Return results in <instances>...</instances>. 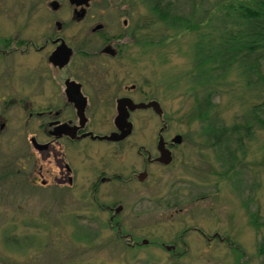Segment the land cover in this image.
I'll return each instance as SVG.
<instances>
[{
	"label": "rangeland",
	"instance_id": "rangeland-1",
	"mask_svg": "<svg viewBox=\"0 0 264 264\" xmlns=\"http://www.w3.org/2000/svg\"><path fill=\"white\" fill-rule=\"evenodd\" d=\"M6 1L7 10L0 12V20L11 36L9 46L2 43L9 47L8 52L12 43L19 47L24 38L36 39L37 31L53 29L50 25L55 17L47 4L52 0H42L38 11L25 6L31 0ZM218 1L162 0L161 5L169 3L168 12L177 18L202 13L206 19L203 29L217 33L221 26ZM102 2H98L101 7ZM101 7L93 12L99 13ZM104 9L109 10V32H133L136 42L118 59L93 55L81 59L78 55L73 64H97L101 76L127 79L129 85L137 84L157 97L167 109L170 134L184 137L178 159L171 168L153 167L147 183L103 185L98 204L90 193L99 174L97 168L110 163L113 168H108V174L115 170L124 176L141 169L138 146L158 143L161 118L138 113L136 133L118 157L112 156L111 148H95L91 156H83L84 151L79 155L70 147L42 155L30 143L39 133V123L34 120L27 126L21 98L26 96L28 83L35 107L42 103L33 86L37 83L36 65L48 64L42 58L47 55L0 52V109L5 107L3 99L15 101L13 109L4 114L10 128L0 139V264H264V128L255 123L248 135L244 131L239 151L236 143H228V150L226 142L218 146L208 141L196 117L197 99L205 104L207 95L201 88L191 90L196 86L197 33L168 28L147 0H105ZM71 16L62 11L59 19L67 24L63 35L77 45L76 36L85 33L80 24H71ZM125 19L127 29L122 25ZM100 45L94 39L90 51L100 50ZM100 64H108L110 73L105 74ZM260 65L264 78V58ZM6 66L13 72L6 73ZM45 72L49 75L47 67ZM248 83L235 69L226 81L213 85L211 116L217 114L219 127L247 124L246 112L262 102V84L251 88ZM64 152L63 161L74 164L78 171L74 186L59 181L66 179L58 162ZM98 153H106L108 158H100ZM114 202L124 206L122 235L131 233L138 241L150 242L133 249L118 237L111 213L103 207ZM193 226L202 228L210 240L192 232ZM183 235L186 245L179 240ZM157 240L176 245L180 257Z\"/></svg>",
	"mask_w": 264,
	"mask_h": 264
},
{
	"label": "flooded vegetation",
	"instance_id": "flooded-vegetation-1",
	"mask_svg": "<svg viewBox=\"0 0 264 264\" xmlns=\"http://www.w3.org/2000/svg\"><path fill=\"white\" fill-rule=\"evenodd\" d=\"M3 1L0 0V12L5 11L8 6L7 1ZM42 2V0H31V3L28 2L25 6L29 5V11L32 9L38 11L41 8ZM81 2L83 4L80 5L71 3V0H68L66 3L60 0H52L50 3H47L49 4V11L55 17L53 26L49 24L53 29L51 31L44 30V32L37 31L38 37L36 39L24 38L20 41L21 44L19 47H16L12 43L11 51L9 52L7 49L9 47L2 46V43L8 44L7 46H9L11 43L8 40H11V36L8 35V30L4 28L3 20H0V52L14 53L16 50L17 53L27 57L36 53L47 55L46 58H42L47 60L48 64L36 65L38 68V70L35 69L38 75L36 76V84L38 85L35 86V84L33 86L35 87L34 92L37 91L35 96L42 99V103L35 107V101L30 98V89H32V87L30 88L28 83L26 96L21 98V110L28 116L27 126L29 127L30 123L34 120L39 123V133L33 135L30 139V143L33 145V148L42 155H49L58 148L70 147V149H77L79 155L84 151L85 155L83 156H91L95 148H111L113 150L112 156L118 157L136 133L137 124L134 119L138 113L145 114L148 117L155 116L161 118L163 124L158 133V143L150 146L143 144L138 146L137 155L141 159V169H135L129 176H124L121 171L115 170L111 174H108V168H113L110 163L107 167L97 168L99 174L96 177V181L91 186L90 193L93 194L94 200L100 204L98 194L100 193L102 197L103 189L101 187L103 185L122 184L123 182L144 184L150 179L153 167L171 168L178 159L177 154L184 143V137L180 144H175L173 142L174 138L181 134H170L172 126L166 118L167 109L157 97L143 92L139 88V85H129L127 79L124 78L108 79L107 77L101 76L97 64H73L74 57L78 55L81 59L89 58L92 55L99 58L118 59L122 56V53H124V50L129 44L136 42L133 32H109L108 24H110V21L107 20L109 10L104 9L105 0L102 2V7L101 3H98L99 0H90L88 2L82 0ZM97 6L101 7L99 13L93 12L94 8ZM62 11L72 13L70 17L72 25L80 24V26L83 27V32L85 34L78 37L76 36L77 45H73L69 39L63 35L64 26L67 24L59 19V14ZM122 25L127 29L129 26L128 20L125 19ZM79 37L80 39L78 40ZM94 39L99 40L101 43L100 50L98 51H90ZM63 44L72 50L69 62L67 64H53L50 61L51 56ZM46 67L50 71L49 75H46ZM100 67L104 69L105 74L110 73L111 68L108 67V64H100ZM5 69L6 73L13 72L12 68L8 66H6ZM1 80H3V78ZM142 96H146L147 99L143 100ZM123 99H131L134 105L141 103L148 104L157 101L163 112L162 117H160V113L153 107L131 109V106L134 105H127L126 108L129 113L128 120L133 124L132 134L124 140L109 141L100 139V137L111 136L112 133H121L116 125V117L119 114V106ZM3 101H5V107L0 109V139L3 137L5 129L10 128L9 120L4 114L10 112L15 105L14 99H3ZM162 129L164 130L161 131ZM116 137H119V135ZM161 137L164 140V148L171 153L173 159L168 165L158 160L161 156V151L159 149ZM90 143L104 146L101 147L98 145L92 147ZM167 151L166 153H168ZM75 154H77L76 151ZM98 154L100 158H108L106 157V153ZM63 155L65 157L66 153L64 152V154L61 155L62 159L58 158V162L61 171H66V179L62 178L59 181L60 184H62V182H66L67 180V182H69L68 186H71L75 184L78 171L74 164L65 163L63 161ZM74 158L77 159L76 156ZM94 169L96 168H93L92 172ZM143 175H145L144 180H142ZM125 177H127V180H125ZM114 203L113 206L103 205V207L111 213L110 221L117 227L118 237L124 238L128 242L127 244L132 246L133 249L139 248L144 243V240L138 241L131 233L122 235V215L124 206L122 204L117 205L118 202ZM190 229H192V232L201 233L207 240H210V238H207L202 228L193 226ZM184 237L185 235L181 236L179 240L186 245L187 243ZM148 242L150 241L148 240ZM156 242L165 246L166 249L171 247L175 257H180L181 254L176 253V245H166L160 240ZM177 244H179V242Z\"/></svg>",
	"mask_w": 264,
	"mask_h": 264
},
{
	"label": "trees",
	"instance_id": "trees-1",
	"mask_svg": "<svg viewBox=\"0 0 264 264\" xmlns=\"http://www.w3.org/2000/svg\"><path fill=\"white\" fill-rule=\"evenodd\" d=\"M147 1L152 11L168 28L186 29L197 33L194 59L196 86H192L191 90L197 92L201 88L207 97L205 104H202L204 100L200 102L197 99L196 108L199 113L196 117L201 121L203 135L208 141H213L214 145L218 146L226 142L228 150L230 149L228 143H236L239 145L237 148L239 151L243 147L244 131L248 135V131L255 123L264 128V98L261 103L254 104L246 112L247 124L219 127L216 123L217 114L215 117L211 116L215 104L211 100L210 90L218 81H226L235 69L248 79L251 88L252 84L259 83L264 87V78L260 72V60L264 58V0H219L216 5L217 9L219 8L217 20L221 26L216 29L217 33L211 28H208L210 31L203 29L206 19L202 13L177 18L168 12L169 3L163 7L162 0ZM232 165L236 167L234 161ZM234 186L239 187L236 184ZM261 252H264V246Z\"/></svg>",
	"mask_w": 264,
	"mask_h": 264
},
{
	"label": "water",
	"instance_id": "water-1",
	"mask_svg": "<svg viewBox=\"0 0 264 264\" xmlns=\"http://www.w3.org/2000/svg\"><path fill=\"white\" fill-rule=\"evenodd\" d=\"M82 0H71V3H77L78 5L83 4L81 2ZM86 2L90 1V0H84ZM71 52L72 50L69 49L65 44H63L61 47L58 48L57 51L54 52V54L51 56L50 61L53 64H67L69 62L70 56H71ZM134 105V102L131 99H123L120 103L119 106V114L116 117V125L119 128L121 133H112L111 136H105V137H100V139L102 140H109V141H116V140H124L127 137H129L132 134V130H133V124L132 122H130L129 119V113L127 111V105ZM148 107H153L155 108L159 113H160V117H162V110L160 107V104L157 101H153L150 102L148 104L145 103H141V104H137L134 106H131V109H135V108H148ZM164 129H162L161 131H163ZM119 137H116L118 136ZM94 137V136H93ZM96 138V137H94ZM183 141V136L182 135H177L173 142L175 144H180ZM165 144H164V140L161 137L160 141H159V149L161 151V156L158 159L161 163L163 164H170L172 162V156L171 153L169 151H167L165 148ZM166 151L168 153H166ZM145 175L142 176V180H144ZM144 243H148L147 240H144Z\"/></svg>",
	"mask_w": 264,
	"mask_h": 264
}]
</instances>
